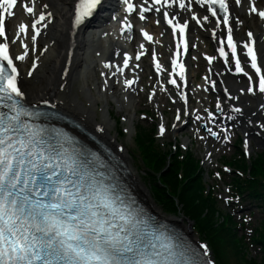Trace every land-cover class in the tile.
I'll return each instance as SVG.
<instances>
[{
	"label": "snow or ice",
	"instance_id": "6c2138e0",
	"mask_svg": "<svg viewBox=\"0 0 264 264\" xmlns=\"http://www.w3.org/2000/svg\"><path fill=\"white\" fill-rule=\"evenodd\" d=\"M37 2L0 0V264H211L202 259L207 255L206 249L202 253L197 252L164 231L152 230L148 221L142 218V213L134 211L119 197H114L96 175L81 167L77 158L68 155L63 146L57 150L54 144L44 140L43 129H36L30 120L24 119L37 114L25 107L26 94L18 79L20 72L15 61H24L30 47L23 43L21 36H28L35 43L41 34L37 25L46 29L53 17L51 11H44L49 8L47 3L37 11ZM122 2L126 13L131 15L136 12L142 21L147 19L146 13H161L163 20L171 26L173 37L179 33L176 56H180L181 45L187 52L189 44L185 33L189 21L183 19L181 23L177 18L180 13L170 16L169 10L178 8L187 12L193 0H151L150 3L149 0H142L139 4L133 0ZM103 3L104 0H76L73 27L84 24ZM195 3L207 6L206 10L216 18L217 28L221 19L227 26L226 38L217 37L215 30L212 34L219 40L221 46L218 52L224 62L229 63L231 57L235 72L248 79L249 86L246 90L241 89V93L264 94V54L257 48L253 32L249 31L248 40L243 42L245 61L242 63L230 25L229 0H195ZM234 4L240 6L242 0H234ZM18 7L35 19L31 24H19L18 30L9 34L8 21L14 17V10ZM248 11L264 20V9H258L255 0H250ZM191 20L203 27L209 16L198 18L193 12ZM160 22L156 20L157 25ZM122 23L126 30L131 29L127 16ZM236 23L242 22L236 18ZM140 31L145 40H153L146 30ZM18 40L23 44L22 54L12 53L10 48ZM155 42L160 43L159 40ZM225 44L230 53L225 50ZM140 47L144 48V45ZM143 54L141 52L135 59L139 60ZM130 59L124 53L123 67H118L117 71L122 73L129 66ZM207 59L211 63L216 57ZM152 60L155 61L156 71L160 72L161 64L155 51L152 52ZM171 63L173 72L179 68V76L183 80L184 64L178 63L177 59H172ZM104 66L111 67L107 63ZM246 66L254 70V75L246 71ZM36 67L34 61L27 73L29 77ZM134 82L124 81L129 87ZM169 83L175 85L177 81L172 79ZM42 102L49 103L47 100ZM234 111L239 113L241 109L236 107ZM211 116L212 113H209ZM180 119L178 109L176 120ZM207 130L218 138L211 128ZM164 132L162 123L159 134L162 136ZM247 146L246 139V151Z\"/></svg>",
	"mask_w": 264,
	"mask_h": 264
},
{
	"label": "bare ground",
	"instance_id": "6f19581e",
	"mask_svg": "<svg viewBox=\"0 0 264 264\" xmlns=\"http://www.w3.org/2000/svg\"><path fill=\"white\" fill-rule=\"evenodd\" d=\"M76 0H42L39 3V6L47 3L49 8L46 11H51L53 13V23L49 25V30H47L44 37V53L38 58L37 67L33 72V75L29 77L27 75L29 70H25L22 67L23 61H19V70L22 84L25 89L27 99L29 101H50L53 104H56L57 107L67 111L76 118L82 120L86 125L94 130L96 133L100 134L109 144L120 149L121 153L128 158L129 150L124 144L118 139V135L112 133V129L115 128V122L111 116V107L106 96L107 93L112 94V100L118 105L119 112H127L125 117L126 132L131 136L134 130L135 118L134 113L136 111V105L139 102H136V97L141 96L142 92L139 89L129 88L128 90H123L127 87L124 83V79L115 80L111 79V82H108L106 79L109 77V69L105 66H102L103 71V81L100 82L96 71L101 66V62L109 64L107 60V55H119L121 52V46L115 45L114 42H111L107 38L108 30L105 27L100 28L102 25H98L97 30L85 28L81 25L77 28L72 26L71 17L74 10ZM236 15H240V9L235 8ZM105 18L100 19V22H103ZM242 25L246 24L254 27L253 34L258 39L259 49L261 53L264 54V33L262 30H259L256 26L255 20L251 19L248 21L244 17L242 18ZM15 22V19H13ZM51 26V27H50ZM155 28H158L154 26ZM162 30H158L157 33ZM235 35L233 38L237 41L238 54L240 55L241 49L238 44L247 41L248 37L244 32H237L236 28H233ZM223 29H220L217 32V37L226 38V35L223 34ZM223 35V36H221ZM216 43H218V48L221 46L219 40L214 38ZM160 43L158 46L160 48H165L170 54L163 58H157L161 64V72L168 78H175V73L173 72L170 65H172V59H175L176 53L171 52L172 46L168 43L167 34L164 35L163 39H159ZM225 50H230L227 48V45H224ZM19 54V53H18ZM242 54V53H241ZM36 56V55H35ZM186 57L183 54H180L179 57ZM214 63L219 59L220 65H216L211 73V76L206 79V86L213 88L216 84L225 83L231 89H225L228 94L232 93L237 100H240L244 106L243 112L248 115H243V118H240L241 127L245 130V133L251 130L258 129L257 123H263L264 132V114L261 109L264 108V94H259L258 92L253 95L249 94L246 91L241 93V89H247L249 82L247 77L242 73H236L234 68V62L225 63L224 58L220 57L218 49L217 55L215 56ZM241 57V55H240ZM242 63L245 61L243 56L241 57ZM155 62V61H154ZM224 64L229 66L227 69L223 68ZM47 68L40 70V67ZM32 68V67H31ZM89 71L94 72L96 83V89L100 96L103 93L104 97L107 98L105 103L101 107V120L98 118L96 109L99 107L100 97L96 96L89 86L91 77L88 75ZM246 71L250 75H254V72L250 70L249 66H246ZM111 74V73H110ZM216 78V83H211L212 79ZM198 79V78H197ZM254 76V80H255ZM81 81V86H79L82 100L78 90L75 88L78 82ZM209 83V84H208ZM181 88L186 91L185 95L182 94H172L173 97L181 99L180 101L184 102L190 98V102L194 97L196 88L192 86L191 75L186 73L184 79H180ZM120 86V87H119ZM179 89V90H180ZM84 97L87 98L89 103L83 101ZM228 98V95H227ZM157 100V99H156ZM228 103V101H222ZM228 113H234V109H229ZM188 122V121H187ZM183 124V126L189 127V123ZM258 127V128H257ZM102 129V130H101ZM260 129V128H259ZM191 131V129L189 128ZM192 132V131H191ZM250 137V136H249ZM129 160V159H128ZM133 165L132 161L129 160ZM136 174V182L139 191H141L145 196L150 197L147 187L141 178Z\"/></svg>",
	"mask_w": 264,
	"mask_h": 264
},
{
	"label": "rangeland",
	"instance_id": "374dc122",
	"mask_svg": "<svg viewBox=\"0 0 264 264\" xmlns=\"http://www.w3.org/2000/svg\"><path fill=\"white\" fill-rule=\"evenodd\" d=\"M45 68H47V66H45L43 68L40 67V70L45 69ZM193 68L195 69V70L193 69V73H195V77H196V75L198 73V71H196L197 65L194 64ZM204 69H205V67H204ZM88 75H92V76H90L91 80H89L90 81L89 86L92 88L94 94L96 96H99L97 89L95 88L97 81L94 78V73L92 71H89ZM97 76H98V73H97ZM80 84H81V81L78 82L77 85H75V88L78 90L80 98H82L81 91L79 88V86H81ZM198 84L199 83H195L194 86L196 87V86H198ZM106 96H108V100H109L110 107H111L110 108L111 109V115L113 117V120L116 121L117 119H119V124L116 122L115 123L116 127L113 128L111 131L114 134H118V139L125 143L126 147L128 148V150L130 152L128 157L133 162V165L137 168L139 175L141 176V179L145 182L147 188L149 189L154 205L158 208H161L160 202L156 203V201L154 200V195L152 194V191L150 189L151 175H149V174L147 175L145 172H143V169H145V168H144V165H142L141 160L139 159L137 148H136V145L133 141V137H134L136 129L140 132H142L141 129H143L144 134L145 133L151 134V135L153 134V137L156 136V133L158 132L157 121H158V118H160V113L156 112V108L159 107V104L155 105V106L149 105V103H148L149 101L147 100V95H142V96L136 97V102H139V103H138V105H136V111L133 112L134 113L133 118H135L134 119L135 120L134 131H133L132 136H130L126 131L124 132V134L119 133L120 129L126 130L127 124L123 120L122 115L123 114L127 115L126 114L127 112H124L123 114H122V112H119L121 110H118L117 104L115 103L114 100L111 99L112 98L111 93L106 94ZM99 97H100L99 108H97L96 111H97L99 120H101L102 112L100 110V106H102V104L105 103V100L107 98H105L103 96V94H101V96H99ZM84 98L85 99H83V101L88 102L86 97H84ZM199 99H200L199 97L194 98V107L193 108H195V106H197L200 103ZM160 101H161L160 102V108H161L160 111L164 113L165 117L168 120L167 133L164 132V136L161 138L157 137L158 143L160 145V149L164 150L169 145H173L175 142L178 143L177 145H183V146L188 144V146H190V148L192 147V150L194 151L196 156L204 158L203 157L204 156V150L206 149L205 147H207V145L203 144L201 142L199 135H202L205 133L203 131L200 132V130H196L193 139L191 138L190 140H187L188 137L189 138L191 137L190 134L192 135V133L189 132L188 130H185V127H183V125H182V123H183L182 121L179 125L176 124L177 121L174 122V112H173L174 106L170 102H168L169 101L168 97L167 96L161 97ZM208 101H209V99L204 98L203 102L208 104ZM170 109H172V110H170ZM141 113H146V118L142 117ZM154 121H156V123ZM191 123H193L192 120H191ZM174 124L176 125L175 127H173ZM192 127L195 129L197 128L194 126H192ZM158 129H159V125H158ZM252 139H253V141H251L252 142L251 156L253 157L256 152H260V151L264 150V138H263V140H261V138H258L257 136H253ZM210 141H212V139ZM209 149L212 151V157H211L212 161H211V164L205 166V168L207 171L213 172V174H214V170H215L216 166L223 161L222 155L225 154V155H227L226 157H231L230 155H232L233 152H235V146L234 145H231L229 147L225 146L223 148H219V149H221V150H219L217 148V146L212 147L211 142L209 143ZM181 150H183V149L180 146H178V153H177L178 157L182 156V153H179V151H181ZM173 157L174 156H172L171 161L173 160ZM175 159H177V158L175 157ZM209 160L210 159L204 160V163L205 164L208 163ZM165 162H166V166L164 168L166 169L167 164H168L167 158L165 159ZM218 169H221L220 165H219ZM188 178H190V177H188ZM229 181L230 180H229L226 173H223V178H220V179H218V178L216 179L215 176H213V175L211 176L210 179L208 178V183H211V184L214 183V185L216 186V194L218 195V197L221 196L222 198H224L226 195H228L227 190L225 191L224 188H226L225 184L230 185ZM155 194H156V196H158L157 193H155ZM240 213L241 214L243 213L245 217H249V220H248L249 222H247V224H246V222H245V224H239V227L241 225H244V227L239 228V234H244V235H247L250 232L248 230L251 227V225H253L256 222H259L264 217V212H261L257 208H254L253 212H251L250 210H245V211H242ZM174 218L177 220L182 219V220H185L186 222H188L189 231L191 230L193 233H195L193 231L194 229L192 226L193 222L192 221L189 222L188 218H187L188 219L187 220L183 216H180L178 214ZM238 221H239V219H238ZM241 221L244 222V220H241ZM241 221H239V222H241ZM201 236L204 237L203 234ZM204 238L207 241L209 240L206 237H204ZM239 239H240L241 245H242L240 257L242 256V250H245L246 254L243 258L241 257L242 260H240V262L236 263V264H249L247 262V259L252 260L253 264H258V263L264 264V246L258 244V239H255V238L248 239V237L247 238H239ZM209 244H210L211 249L213 251V247H212L211 242ZM213 253H214V251H213ZM232 261H234V260L232 259ZM218 262H219V264H223L219 260H218Z\"/></svg>",
	"mask_w": 264,
	"mask_h": 264
},
{
	"label": "trees",
	"instance_id": "16d2710c",
	"mask_svg": "<svg viewBox=\"0 0 264 264\" xmlns=\"http://www.w3.org/2000/svg\"><path fill=\"white\" fill-rule=\"evenodd\" d=\"M139 136V143L144 147L148 165L154 170L148 171L151 175L153 187L157 190V199L162 203L163 208L169 212L176 213L177 207L174 201V195L178 190L179 178L176 172L177 163L172 161L167 169L165 157L152 152V145L146 146L147 142L153 141L151 134H144L143 129ZM259 170L264 171V158L260 157ZM185 174L190 177L184 185L180 197L185 215L193 220L206 237L210 240L215 257L223 264H236L242 260L241 241L233 225H226L217 217L216 209L209 200L203 199L201 194V185L197 168L192 156L188 157ZM232 259L234 261H232Z\"/></svg>",
	"mask_w": 264,
	"mask_h": 264
}]
</instances>
